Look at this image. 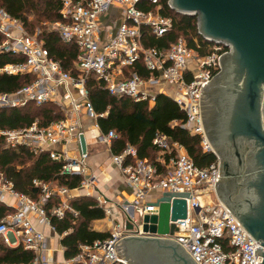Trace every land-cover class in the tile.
Masks as SVG:
<instances>
[{
  "label": "built area",
  "instance_id": "built-area-1",
  "mask_svg": "<svg viewBox=\"0 0 264 264\" xmlns=\"http://www.w3.org/2000/svg\"><path fill=\"white\" fill-rule=\"evenodd\" d=\"M60 1L62 20L54 22L52 29L58 30L65 42L77 44L80 51L75 61L77 74L65 70L60 61L50 56L39 37L40 30L30 33L21 19L0 8V33L4 36L0 51L24 58L6 64L1 72L35 76L33 82L16 92L0 93V108L22 107L29 102L37 105L55 102L65 111L63 118L49 125L42 126L35 121L19 129H2L0 135L7 148L24 147L34 154L49 152L52 159L64 163V173L81 174L82 181L78 187L69 188L35 180L41 192L33 198L18 191L14 182L0 171V202L11 209L0 221V242L10 247L22 246L34 253L33 260L21 264H129L118 257L116 244L133 235L177 241L198 264L261 263L263 256L256 257L254 250L262 245L217 196L215 183L221 179L218 162L205 167L196 165L186 149L164 133H157L153 139L154 147L161 152L157 159L159 164L140 157L138 148L133 145L113 154L112 162L134 191L131 201L114 206L125 215L121 221L116 218L114 208L107 206L105 195L98 192V176L90 173L88 165L90 151L87 148L84 152L81 146L85 118L92 128L99 130L98 141L102 144L111 146L117 137L114 129L101 131L98 118L102 115L90 101L87 87L88 79L95 77L117 97L128 96L153 103L158 93L171 96L186 113L184 127L194 135H201L203 149L209 151L211 145L201 118V95L219 69L226 53L223 51L228 46L212 43L209 54L195 56L193 63L192 49L184 37H179L167 50L146 47L144 28L156 36H163L173 28V19L160 15L159 0ZM141 2L154 4L157 10L139 8ZM138 60L151 70L150 76H142L137 71L126 74L125 69ZM164 82L168 87L163 86ZM164 191L191 193V197L186 198L187 217L174 221L177 228L173 234L146 232L143 217L158 212L159 207L153 202ZM80 192L96 197L99 206L104 208L111 220L110 235L93 244H80L76 256L55 262L45 233L38 228L35 219L55 229L51 216L64 218L69 212L77 217L78 212L70 200ZM212 192L216 194L215 199ZM53 199L57 203L49 210L47 205ZM129 224H133V228Z\"/></svg>",
  "mask_w": 264,
  "mask_h": 264
},
{
  "label": "trees",
  "instance_id": "trees-1",
  "mask_svg": "<svg viewBox=\"0 0 264 264\" xmlns=\"http://www.w3.org/2000/svg\"><path fill=\"white\" fill-rule=\"evenodd\" d=\"M61 6L60 0H0V8L21 19L28 31L33 34L40 30L43 20L50 22L62 20ZM138 6L145 10H153L156 7L146 2H141ZM158 11L160 15L173 19V28L163 36H156L144 28L143 44L146 47L167 50L179 37H184L188 46L199 55L209 54L208 47L211 42L199 33L197 15L180 14L171 7L170 0H159ZM39 37L44 41L50 56L60 61L65 70L73 74L78 73L75 61L80 51L75 42H65L59 31L52 28L40 30ZM3 40L4 36L0 33V43ZM23 59L22 55L0 51V93L16 92L34 81L35 76L31 73L1 72V68L6 64ZM125 71L126 74L137 71L145 77L152 74L142 60H138ZM155 74L159 75L158 72ZM87 87L90 101L97 113L102 115L98 118L101 130L108 132L114 129L117 133L112 147L114 154L122 152L128 145H133L138 148L140 157L149 158L159 164L158 149L154 147L153 139L157 133H164L171 141L182 145L196 165L205 167L217 162L214 153L202 149V136L194 135L184 127L186 113L171 96L158 93L153 103L147 100L136 101L128 96L117 97L104 87L102 80L95 77L88 79ZM64 116L65 111L55 102L42 105L29 102L23 107H2L0 130L27 127L36 119L39 120L40 125L46 126ZM4 143L5 139L0 135V171L7 179L14 182L18 191L37 198L41 189L35 185V180L54 182L69 188H76L81 184L82 175L64 173V163L52 159L49 152L34 154L24 147L7 148ZM159 168L163 169L161 166ZM52 203L57 201L51 200L48 209ZM72 204L78 212L77 217L69 212L64 218L51 216V224L58 233L64 235L65 231L72 229L62 239L67 258L77 255L80 244H93L110 235L109 232H101L93 228L95 220L106 216L104 208L99 206L94 197L84 195L75 199ZM10 210V207L0 204V221ZM33 258L34 254L22 246L10 247L0 242V264L27 263Z\"/></svg>",
  "mask_w": 264,
  "mask_h": 264
},
{
  "label": "water",
  "instance_id": "water-1",
  "mask_svg": "<svg viewBox=\"0 0 264 264\" xmlns=\"http://www.w3.org/2000/svg\"><path fill=\"white\" fill-rule=\"evenodd\" d=\"M170 5L180 14L197 15L207 41L230 47L221 58L220 79L214 76L201 95V118L221 156L217 192L262 245L254 252L263 256L257 264H264V0H170ZM80 139L86 152L85 134ZM189 197V192L164 191L153 202L158 212L144 215L143 230L173 234L174 221L187 217ZM116 252L129 264H198L180 243L161 237H126Z\"/></svg>",
  "mask_w": 264,
  "mask_h": 264
},
{
  "label": "crops",
  "instance_id": "crops-1",
  "mask_svg": "<svg viewBox=\"0 0 264 264\" xmlns=\"http://www.w3.org/2000/svg\"><path fill=\"white\" fill-rule=\"evenodd\" d=\"M105 23H107L109 25L108 21H106ZM111 30L114 31V28H112ZM162 84H164L163 85L164 87H168L165 82ZM87 121H89V120L87 119ZM98 134H99V130L92 128L91 125H89V122H88V124L86 123V125H85V136L87 139V148L89 149V145L92 144V148L89 149L90 155H89V159H88V165L91 169L90 173H93V174L98 176V179H99V181L97 183L98 192L105 195V197L108 199V205L107 206L114 208V211L117 214L116 218L123 221L125 218V215L123 214V212L119 211V209L116 208L117 207L116 205H117V203L122 204L123 202L131 201L133 199L134 191H133V188L126 181V179L123 176V174L121 173L119 167L116 166L113 162L111 163L110 171L100 170V167L104 164V162H105L104 160H106L107 157L103 156L104 154H102L100 152L93 151L95 144H98L97 143L98 142ZM74 147H75V145H72V148H74ZM109 147H110V150L112 151L113 144ZM113 154L114 153L112 152V155ZM160 154H161V152L158 150V158L160 157ZM52 185L58 186L54 182H52ZM81 196H84V194L82 192H80L78 195L73 197L70 200V203L72 204V202L75 199H78ZM217 196L220 198L218 192H217ZM90 197H94V196H90ZM94 198L96 199V197H94ZM53 204L54 203H52V205ZM72 206H73V204H72ZM114 206H116V207H114ZM47 207H48V205H47ZM36 225L38 226L39 229L44 231V233L47 235V244H48L49 252H50V254L52 253V255L55 257L54 258L55 262H60L63 259L67 258L65 255V251H66L65 247L62 244V239H63L65 233H64V235H62V234L58 233L56 231V229H53V227L48 226V225L42 226L38 223ZM110 225H111V220L107 216H105L102 219H97L93 222V228L95 230L101 231V232H109L110 231ZM71 230L65 231V232H67V234H68ZM60 249H61L63 254L61 253L59 255L58 250H60Z\"/></svg>",
  "mask_w": 264,
  "mask_h": 264
},
{
  "label": "rangeland",
  "instance_id": "rangeland-1",
  "mask_svg": "<svg viewBox=\"0 0 264 264\" xmlns=\"http://www.w3.org/2000/svg\"><path fill=\"white\" fill-rule=\"evenodd\" d=\"M153 10H157V7H155V9H153ZM32 17V16H31ZM113 18L114 19H116V17L115 16H113ZM53 23L54 22H50V21H46V20H43V23L40 25V30H44L45 28H52V25H53ZM116 25V24H115ZM115 27V26H114ZM211 46H212V43H210V46L208 47V51H210L212 48H211ZM191 55H192V60H191V62L193 63V62H196L195 61V56H201V55H199L195 50H193L192 49V53H191ZM201 57H203V56H201ZM23 107V106H22ZM32 107H34V105H32ZM36 121H39L38 119H36ZM88 122L89 121H87V119H85L84 120V127H85V125H86V123L88 124ZM85 129V128H84ZM98 144H95V146H94V148H93V151H95V152H100V153H102V154H104L103 156H106L107 157V159L106 160H104L105 162H104V164L100 167V170H102V171H110V166H111V163H112V151L110 150V147H109V145H104V144H102L101 142H97ZM92 148V144H90L89 145V149H91ZM202 149H203V146H202ZM204 150V149H203ZM92 151V152H93ZM41 153V152H40ZM39 154V153H38ZM99 170V171H100ZM39 196V195H38ZM212 197L215 199L216 198V194H215V192H212ZM0 204H4V203H0ZM136 216H137V214H136ZM38 223V224H40V225H42V226H44V225H46V224H41L40 222H39V219L37 218L36 220H35V223ZM36 223V224H37ZM49 226V225H48ZM44 232V231H43ZM45 236H46V239H47V235L45 234ZM58 253H59V255L62 253V251H61V249L60 250H58ZM63 254V253H62ZM62 261H64V260H62Z\"/></svg>",
  "mask_w": 264,
  "mask_h": 264
},
{
  "label": "flooded vegetation",
  "instance_id": "flooded-vegetation-1",
  "mask_svg": "<svg viewBox=\"0 0 264 264\" xmlns=\"http://www.w3.org/2000/svg\"><path fill=\"white\" fill-rule=\"evenodd\" d=\"M223 52H226L225 55H224V56H226V55L230 52V47H229V46L226 47V50H224ZM223 70H224V65H223V63H222V61H221V65H220L219 69L216 71V73H215L214 76L220 79L221 72H222ZM214 76H213L212 79L210 80L208 86L214 84ZM205 89H206V88H205ZM205 134H206V131H205ZM206 135H207V134H206ZM207 138H208V137H207ZM209 142H210V141H209ZM210 145H211V146H210V150H209V152H212V153H214V154L216 155V157H217V162L219 163L220 168H221V156H220L219 152H218V151L212 146L211 142H210ZM220 199H221V198H220Z\"/></svg>",
  "mask_w": 264,
  "mask_h": 264
}]
</instances>
